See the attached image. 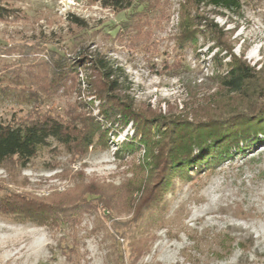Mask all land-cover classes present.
I'll return each mask as SVG.
<instances>
[{
  "label": "rangeland",
  "instance_id": "rangeland-1",
  "mask_svg": "<svg viewBox=\"0 0 264 264\" xmlns=\"http://www.w3.org/2000/svg\"><path fill=\"white\" fill-rule=\"evenodd\" d=\"M129 1L132 8L117 13L98 0H0V122H103L90 70L58 92L31 88L38 75L48 78L51 57L71 62L82 50L119 70L126 98L152 120L224 107L233 96L216 82L211 57L223 58L224 68L229 58L205 33L192 48L178 47L182 0L150 4L144 15L146 0ZM239 2L235 14L203 13L232 55L264 69V0ZM102 125L107 142L67 149L49 140L25 169L15 161L0 165V264H264V139L179 183L135 220L166 136L148 130V147L127 153L121 147L133 124Z\"/></svg>",
  "mask_w": 264,
  "mask_h": 264
},
{
  "label": "trees",
  "instance_id": "trees-1",
  "mask_svg": "<svg viewBox=\"0 0 264 264\" xmlns=\"http://www.w3.org/2000/svg\"><path fill=\"white\" fill-rule=\"evenodd\" d=\"M157 1L159 3L162 0H146L142 10L148 9L150 4L152 7L161 6ZM98 2L101 8L117 13L132 8L129 0ZM167 4L168 0H165L164 5ZM207 8L214 14H235L240 9V2L182 0L179 4L180 33L177 45L180 49L192 48L197 36L205 33L215 43V48L226 52L229 61L225 68L223 58L219 59L217 54L211 57L220 72L215 76L216 82L222 90L233 96L224 107L213 110V113H204L202 117L195 114L191 118L156 117L152 120L147 111L143 112L126 98V89L117 74L119 70L113 69L103 56L82 50L71 62L61 55L58 59L51 57L46 69L48 78L43 81L38 75L39 80L32 83L31 88L35 87L38 92L46 94L58 92L78 71L90 70L94 79L89 90L94 99L101 103L98 114L103 122L100 123L94 117H75L66 121L58 117L40 116L30 121L0 122V165L15 161L20 168L25 169L49 140L67 149L77 146L87 148L98 140L107 142L110 131L102 123L112 128L116 125L120 130L129 123L133 124V137L121 147L127 153L138 150L140 146L148 147V130L156 131L159 136L164 132L166 145L162 142L159 156L153 157L156 161L151 165L157 167L156 176L146 195H142L140 209L136 210L135 220H138L147 216L152 206H159L161 197L174 191L179 183L188 181L203 170L214 169L261 143L264 139V69L256 71L244 60L232 55L231 49L222 42V31L203 13ZM142 10L140 14L144 15ZM70 21L77 28L84 29L74 17ZM112 135H116L115 131ZM142 191L139 193L142 194ZM7 206L11 212L21 208L19 205ZM39 208H35L36 213L41 211Z\"/></svg>",
  "mask_w": 264,
  "mask_h": 264
}]
</instances>
